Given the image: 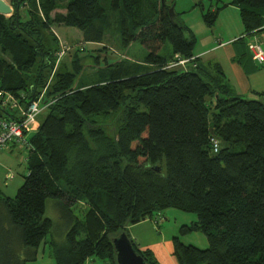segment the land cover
<instances>
[{"label": "trees", "instance_id": "16d2710c", "mask_svg": "<svg viewBox=\"0 0 264 264\" xmlns=\"http://www.w3.org/2000/svg\"><path fill=\"white\" fill-rule=\"evenodd\" d=\"M9 5L11 16L0 15V91L26 106L40 95L38 81L46 82L35 66L47 60L53 68L59 49L45 50L41 39L53 25L75 28L84 43L100 44L108 10L119 12L122 45L137 41L146 56L143 65L105 64L81 88L73 87L82 68L77 59L70 71H55L43 98L51 101L47 115L27 141L23 183L13 199L0 194V264L36 261L53 227L45 217L48 200L66 228L62 241L49 242L54 264H117L112 239L122 233L145 264H160L127 228L170 208L195 214L196 222L181 232L200 231L208 243L201 250L174 237L178 264H264V103L236 95L216 67L187 69L196 61V37L169 14L173 3ZM227 5L239 11V40L264 31V0H230L203 10L204 24L212 27ZM165 42L168 57L158 54ZM176 56L187 64L167 69ZM0 110V117L15 119Z\"/></svg>", "mask_w": 264, "mask_h": 264}, {"label": "rangeland", "instance_id": "374dc122", "mask_svg": "<svg viewBox=\"0 0 264 264\" xmlns=\"http://www.w3.org/2000/svg\"><path fill=\"white\" fill-rule=\"evenodd\" d=\"M9 4L10 0H3ZM161 1V0H160ZM200 9V7H199ZM64 13V11H60ZM54 13V12H53ZM40 17L42 14L40 13ZM28 17L23 19L27 20ZM109 26L107 29L104 41L100 44L95 43H84L82 41V34L75 28L66 27L63 25L51 27L52 34L41 35L43 46L45 50L50 49L54 51V48L59 50L55 53V62L53 68L50 67V61L38 63L35 69L45 76L46 82L40 87L39 97H45V92L53 83V74L55 71H70L72 69L73 61L77 59L78 64L82 67L80 77L76 78L74 88L85 87L97 78L96 71L99 68H103L105 64H112L125 60L130 63L144 64V58L146 56V50L141 46L139 42H133L127 46L122 45L120 39V28H121V16L119 12H112L108 10ZM46 37V38H45ZM196 37V36H195ZM55 38V40H53ZM45 40V42H44ZM56 41V42H55ZM248 41L245 40V42ZM252 41V40H251ZM247 47V43H246ZM65 50V51H64ZM62 51L64 53L62 54ZM171 52L170 45L165 42L163 48L158 52L160 56L168 57ZM62 55V56H60ZM97 58V59H96ZM98 61V62H97ZM191 62V61H189ZM191 64V63H188ZM48 65L49 67L47 68ZM77 65V63H76ZM32 76L34 71H30ZM35 74V73H34ZM35 84V83H34ZM36 87V85H34ZM246 99L245 97H242ZM12 106L14 108L19 107L22 110H26L28 106L21 103L20 100L11 97L8 93L0 91V106ZM16 106V107H15ZM48 107L45 102H39L37 106V112L33 115L34 121L29 130L24 132V141L21 146L18 144L8 143L5 147L0 148V192L9 198H14L18 188L22 185L24 176L27 173L26 170V158L28 156V143L30 136L35 133L38 129L39 124L44 120L47 115ZM7 110H10L9 108ZM0 113L2 111L0 110ZM3 114V113H2ZM15 119H20V112H13ZM54 202L48 200L45 206V217L49 218L53 227L50 234L47 236L46 244H42L38 249L37 257L35 262L27 264H54L52 249L49 244L51 240L60 242L64 238L66 231L64 222L61 220L59 214L54 208ZM197 217L192 213H184L176 209H167L157 217L154 216L152 219L138 223L132 233L136 230L142 231L147 237L144 238L145 242L150 244L157 242H168L172 241L174 237H178L180 242L184 245H191L198 249H206L208 247L207 240L204 234L200 231H192L182 233L181 228L183 226H190L193 222H196ZM134 226V225H133ZM129 228H127V234H129ZM177 262V261H176ZM85 264H100L99 261H89ZM178 264V263H177Z\"/></svg>", "mask_w": 264, "mask_h": 264}, {"label": "crops", "instance_id": "0c3cea01", "mask_svg": "<svg viewBox=\"0 0 264 264\" xmlns=\"http://www.w3.org/2000/svg\"><path fill=\"white\" fill-rule=\"evenodd\" d=\"M166 1L173 3L174 12L196 36L193 49V59L196 61L189 64L187 69L195 70L196 65H200L212 71L216 67L223 73L224 83L236 95L246 99H259L264 103V65L253 61L246 47V43L254 39L264 44V31L239 40L243 37L244 29L239 11L232 5H227L218 12L214 25L207 27L202 21L203 10H214L221 3H229L230 0ZM198 3H202L203 7L196 5ZM9 112L15 115L13 112L17 111ZM138 225L129 227V236L139 249L151 250L160 264H177L172 256V241L153 244L145 242L144 238L147 236L142 231L136 230L132 233Z\"/></svg>", "mask_w": 264, "mask_h": 264}, {"label": "built area", "instance_id": "2783aa9c", "mask_svg": "<svg viewBox=\"0 0 264 264\" xmlns=\"http://www.w3.org/2000/svg\"><path fill=\"white\" fill-rule=\"evenodd\" d=\"M247 50L251 55L253 61L258 63V65H264V44L256 39L247 42ZM65 51V50H64ZM62 51V54L64 53ZM62 56V55H60ZM177 61L171 62L167 65V69H171L177 66H184L187 64L188 60H179L178 57H175ZM43 101V97H38L34 102H31L26 110H22L19 107L4 106L2 108L10 109L11 111L16 110L20 112V119H13L9 117H0V148L5 147L8 143L18 144L21 146L24 141V132L29 130L33 124L34 117L33 115L37 112V106L39 102ZM46 107L51 104V101H44ZM213 151L217 149L216 141H212Z\"/></svg>", "mask_w": 264, "mask_h": 264}, {"label": "water", "instance_id": "95a60500", "mask_svg": "<svg viewBox=\"0 0 264 264\" xmlns=\"http://www.w3.org/2000/svg\"><path fill=\"white\" fill-rule=\"evenodd\" d=\"M166 0H161L162 4H165ZM12 14V8L9 4L0 0V15L9 17ZM169 14L174 15V8L169 9ZM114 247V253L117 264H145L144 260L133 249L127 236L122 233L119 236L112 239Z\"/></svg>", "mask_w": 264, "mask_h": 264}]
</instances>
